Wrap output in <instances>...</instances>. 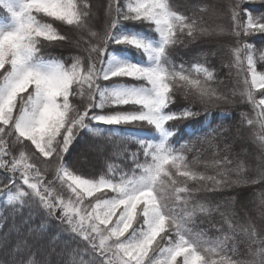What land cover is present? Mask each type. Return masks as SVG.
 I'll return each instance as SVG.
<instances>
[{
  "label": "snow or ice",
  "instance_id": "snow-or-ice-1",
  "mask_svg": "<svg viewBox=\"0 0 264 264\" xmlns=\"http://www.w3.org/2000/svg\"><path fill=\"white\" fill-rule=\"evenodd\" d=\"M226 8L227 67L237 69L239 101L254 113H240L235 131L225 124L235 113L211 110L234 102L236 91L214 86L222 82L206 57L175 60L178 48L191 53L214 34L202 22L206 5L107 0L100 15L93 0H0V221L12 213L23 223L0 264H264V239L234 223L228 209L239 193L227 191L264 189V0ZM65 43L68 54L54 55ZM182 120L200 123L192 136L217 148L210 162L189 158L197 143L180 135ZM245 123L260 153L254 178L245 175L248 153L231 155L237 136L251 148ZM81 143L106 157L97 170L67 161ZM108 147L123 154L122 166L108 162L117 158ZM200 192L211 199L198 200ZM214 213L223 234L209 238L194 220L211 223ZM237 227L250 240L245 259L235 258Z\"/></svg>",
  "mask_w": 264,
  "mask_h": 264
},
{
  "label": "trees",
  "instance_id": "trees-1",
  "mask_svg": "<svg viewBox=\"0 0 264 264\" xmlns=\"http://www.w3.org/2000/svg\"><path fill=\"white\" fill-rule=\"evenodd\" d=\"M94 3H96L100 7V15L103 14L104 8L106 7L107 0H93ZM228 0H175V3L181 8V10H184L185 8H192L195 4L200 3L207 6V11L203 13V20L205 27L209 29L210 32H213L214 34L204 36L201 39L195 41L192 45H189V48L195 49V51L189 53L187 48L180 47L178 48L175 60L177 63H180L181 61L187 62L192 59L193 56H201V59L206 57L208 60V63L212 64V66L215 68L216 72L218 73L217 80L222 82L220 85H214L218 86L220 91H223L224 93H230L233 90L236 91V96L233 98L234 102L232 103H219L216 106L212 108L213 113H227L228 115H232L235 113V117L232 120L225 121L226 125H230L233 128V131L236 130V126L240 124V113H251V107L247 103H241L239 101V95L237 93V90L234 88L232 83V75L234 77L232 68L229 69L227 67L229 63V55L227 46L231 43L228 39L226 34L220 33V28H226L228 26V19H227V5ZM250 7H256V6H250ZM5 13L3 9H0V19L4 18ZM215 22V27H211L212 23ZM219 31L218 34L215 32ZM64 31H67V26L64 27ZM70 38L74 41L78 38L76 34H73L71 32L68 33ZM211 41V42H210ZM209 42V43H207ZM257 47H260V45L257 43ZM71 45L65 43L64 47H61L57 49L54 55H58L60 52H64L65 55L68 54V51L70 50ZM209 51L212 53H216L214 55H208ZM188 53V54H186ZM260 62H258V69ZM187 66V64L185 65ZM261 70V69H260ZM199 108V106H197ZM212 120V116L209 115L207 119L203 120V127L206 129L208 128L209 121ZM220 121L217 120L216 123L218 124ZM189 124V121L182 120L177 122V128L182 129L183 131L180 133V135H185V139H188L189 137L192 138L194 143H197V152L196 153H189V158L192 159L193 155H198L199 159L201 161H211L214 157V154L218 151L216 147L211 146L205 142L203 137L200 138V140L197 142L196 137L192 136V133L194 132V129H200L201 125L200 123H197L192 126L185 127V125ZM215 127V124L213 125ZM247 134L249 131V126L245 123ZM244 126H243V136L246 137V133L244 132ZM258 131V128H257ZM249 140L246 142L247 144H251V148H247V146L244 148L245 151L248 153L247 156V169L246 173L248 176L252 174V169L256 167V164L259 162V156H257V148L256 145L251 142V139L249 136H247ZM240 136L236 137V140L232 142L233 148L231 155L233 158H237V154L240 155V159H244L243 152L240 151ZM222 147V146H221ZM134 148H129V151H134ZM115 153V150L112 147H108L107 149V156H113ZM117 158L111 159L108 162L112 164H116L119 166L121 165V159H123L122 153H115ZM106 157L103 155H98L97 150L94 146L90 145H84L81 143L77 146V149L72 150L71 154L67 157V161L74 165L76 168L80 169L81 171L87 173L97 170L101 165L105 163ZM197 168L200 170H205L203 168V164H197ZM245 173V175H246ZM206 174L212 175L214 174L213 170L211 168L206 170ZM246 178H250L247 177ZM253 184H241L236 186L235 189H229L227 190L230 192L233 196H237V193H239V196H237V203L232 205L228 212L229 214L234 213V223L238 226H244L249 229H255L256 233L259 234L260 239H264V206L259 203L261 200V192L264 191V189L257 188V186L251 187ZM249 188V191L247 192L246 189ZM257 191L258 193H255ZM245 194L250 195L252 198L251 204L255 208L253 211L251 209V212L246 211L244 213V207H242L240 204V201H243L246 199ZM245 196V197H244ZM197 198L200 201L205 200V198L211 199V195L208 193L200 192L197 193ZM6 199L3 195H0V204H3V201ZM217 200H221L220 197L216 198ZM259 199V201H258ZM243 205V204H242ZM253 208V209H254ZM257 208V209H256ZM224 209L222 208V211ZM249 214V215H248ZM4 215L3 208H0V216ZM214 219L211 223H209L208 218H206L203 215H199L197 218H195L194 223L196 225V230H204L207 233V236L209 238H216L218 236H221L223 233L218 232L215 230V228L212 227V224L215 223L217 226H219V222L221 221V216L219 213L213 214ZM250 216L252 218H250ZM26 218V216H25ZM33 219L36 220L37 217L35 214H33ZM258 220V221H255ZM46 224V222H44ZM250 223V224H249ZM255 224V226L253 225ZM36 225L33 224V227ZM47 226V224H46ZM23 227V223L20 220L18 216L15 214L9 213L6 222L0 221V254L3 253L5 250V245L12 246L13 251H15V245L19 243V240L17 239L18 235L20 234V229ZM225 228H227V225H225ZM230 234V233H229ZM259 240V238H257ZM237 252L238 256L235 258L239 259H245L247 257V251L250 244V240L247 236L244 235L243 232L239 230V227H237ZM258 246V245H254Z\"/></svg>",
  "mask_w": 264,
  "mask_h": 264
},
{
  "label": "rangeland",
  "instance_id": "rangeland-1",
  "mask_svg": "<svg viewBox=\"0 0 264 264\" xmlns=\"http://www.w3.org/2000/svg\"><path fill=\"white\" fill-rule=\"evenodd\" d=\"M216 1H218V0H216ZM106 5H107V3H106ZM228 27V26H227ZM226 27V28H227ZM220 31V30H219ZM219 31H216L215 30V32H216V34H218L219 33ZM211 42V41H210ZM207 43H209V42H207ZM227 56H228V54H227ZM229 60H231V57H229ZM258 70H260V69H258ZM232 71H233V74H234V77H233V75H232V83H233V86H234V88L237 90V93H238V95H239V91H240V87L238 86V81H237V69L235 68V67H233L232 68ZM221 92H223V91H221ZM250 106V105H249ZM253 115H254V113H253ZM250 128H249V131H248V134H247V130H246V126H244V132L246 133V137H244V138H246V142L249 140V138L247 137V136H249L250 137V139H251V142L253 143V141H252V138H251V136H250ZM241 139V138H240ZM253 144H255V143H253ZM256 145V144H255ZM256 148H257V146H255ZM241 148V147H240ZM240 151L241 152H244L245 151V149H240ZM257 156H259L260 155V153H259V151L257 150V154H256ZM248 170V169H247ZM249 174V173H248ZM248 174L246 173V175H247V177H250V178H254V176L252 175V174H250V176H248ZM257 186V188H260L261 186L260 185H256ZM248 188V187H247ZM249 191V188L248 189H246V191ZM247 191V192H248ZM245 196H246V194H245ZM244 196V197H245ZM246 199L243 201V203H242V201H240V205L242 206V207H244V213L246 212V211H248V212H251V209L254 211L255 210V208L253 207V205L251 204V201H252V198L250 197V195L249 194H247V196L245 197ZM258 201H259V199H258ZM259 203H260V201H259ZM243 204V205H242ZM254 208V209H253ZM257 209V208H256ZM249 215V214H248ZM250 218H252L251 216H250ZM255 221H258V220H255ZM250 224V223H249ZM254 226H255V224H253ZM257 238H259L260 239V236H259V234H257Z\"/></svg>",
  "mask_w": 264,
  "mask_h": 264
},
{
  "label": "bare ground",
  "instance_id": "bare-ground-1",
  "mask_svg": "<svg viewBox=\"0 0 264 264\" xmlns=\"http://www.w3.org/2000/svg\"><path fill=\"white\" fill-rule=\"evenodd\" d=\"M215 24H216V23H215V22H213V23H212V25H211V27H212V28H213V27H215ZM215 30H216V29H215ZM256 185H257V184H253V186H256ZM250 186H251V187H253L252 185H250ZM255 193H258V192H257V191H255Z\"/></svg>",
  "mask_w": 264,
  "mask_h": 264
}]
</instances>
